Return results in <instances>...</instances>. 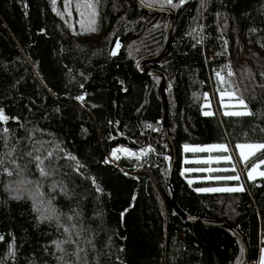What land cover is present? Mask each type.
I'll use <instances>...</instances> for the list:
<instances>
[{
    "label": "trees",
    "instance_id": "16d2710c",
    "mask_svg": "<svg viewBox=\"0 0 264 264\" xmlns=\"http://www.w3.org/2000/svg\"><path fill=\"white\" fill-rule=\"evenodd\" d=\"M142 1L175 15L166 54L142 69L167 76L177 206L237 230L256 258L264 177L201 191L239 179L192 171L189 183L179 170L185 145L264 143V0ZM87 2L94 17L77 7ZM92 19L96 30H86ZM168 22L137 0H0V264L239 262L227 228L192 224L172 205L161 78L136 67L162 49ZM223 91L251 115L212 112L208 96ZM149 144L141 158L120 159L125 172L106 161L119 146Z\"/></svg>",
    "mask_w": 264,
    "mask_h": 264
},
{
    "label": "rangeland",
    "instance_id": "374dc122",
    "mask_svg": "<svg viewBox=\"0 0 264 264\" xmlns=\"http://www.w3.org/2000/svg\"><path fill=\"white\" fill-rule=\"evenodd\" d=\"M207 103L210 106V110L213 111H219L220 113H226V112H233V111H248L247 109H244L239 104V99L229 91H223L219 94H210L207 99ZM239 144H259V143H239ZM213 145H226V144H208V145H185L182 148L181 153V164H180V175L183 176L184 179H186L187 182L192 183L193 179L191 176L189 177V172H192L196 164H202L203 167L206 169L203 170L204 178L199 177V180H221V179H227V177H238L239 183L238 185H235L234 188L240 189L242 188L244 184V179H254L257 177H264L261 176L260 173L264 172V164H260V167L252 173V178H249V171L253 165V163H258L259 160L264 157V153H257L255 156L250 157L248 160L250 162L249 165H246V163L242 160L240 156V150L236 148V144L234 150H232V147L229 145H226L228 148L227 152H219V151H201V152H193V151H185V147L188 148H211ZM139 153L136 152L133 156H130L131 158H141L144 153L147 152L145 150H138ZM152 151V150H149ZM190 153V155H189ZM194 153H202L199 155V159L194 161V157L197 155H194ZM139 156V157H136ZM224 157H230V161L225 160ZM167 158V162H168ZM237 162L240 163V168L245 169L243 170V173L240 172V169L236 165ZM187 163H190L188 166ZM243 166V167H242ZM235 168V171L232 169ZM208 169H213V171H208ZM233 179V180H238ZM232 180V179H230ZM214 187H211L209 189H212ZM222 189V188H221ZM258 260L259 264H264V244L261 246L258 254Z\"/></svg>",
    "mask_w": 264,
    "mask_h": 264
},
{
    "label": "water",
    "instance_id": "95a60500",
    "mask_svg": "<svg viewBox=\"0 0 264 264\" xmlns=\"http://www.w3.org/2000/svg\"><path fill=\"white\" fill-rule=\"evenodd\" d=\"M137 1H138V4L140 6H142L144 9H146L148 11L157 12V13H165L169 16V22H168V26H167V30H166V34H165L164 45H163L162 49L154 55H151V56H148V57H145V58H142L141 60H139L136 67L140 72L150 74V75H154V76H159L161 78L160 83H159V92H160V97H161L162 102H163L164 132H165V136L167 138V142L169 144V148L171 151V162H170V167H169V171H168V178H169L170 184L173 187L172 188V194H171L172 195L171 201H172L173 208L178 215H180L183 219L187 220L188 222H190L192 224H198V225H202V226H222V227L227 228L232 234H234L238 238V240L241 242V245L243 248L241 259L239 260V262L237 264H245V262L248 260V247L246 245L244 238L242 237V235L237 230L226 225L225 223L215 222V221H206V220H200V219L192 218V217L184 214L177 206L176 197H177V191H178L179 185H178L177 180L174 178V171H175V165H176V150H175L171 135L168 131V127L166 124L167 123V121H166V119H167L166 118L167 100L165 97V83L167 80V76L161 70H158L156 68L142 69V66L145 63L155 62V61L159 60L160 58H162L166 54L168 46H169V41H170V36L172 33L175 15H174V11L169 7L149 6V5L144 4L142 0H137ZM173 1L174 0H172V2ZM186 1H188V0H183V2H186Z\"/></svg>",
    "mask_w": 264,
    "mask_h": 264
},
{
    "label": "snow or ice",
    "instance_id": "6c2138e0",
    "mask_svg": "<svg viewBox=\"0 0 264 264\" xmlns=\"http://www.w3.org/2000/svg\"><path fill=\"white\" fill-rule=\"evenodd\" d=\"M169 4H172V0H168ZM181 3H183V0H181ZM78 9L80 7H84V8H88V9H92V13L91 15L94 17L96 15L95 12V3L93 2H87L83 5H77ZM81 15L83 16L84 13L81 12ZM95 20L92 19L89 21V26L86 30H90V31H95ZM82 27H84L83 23L81 24ZM119 47V44L117 43V48ZM112 55H116V52L113 51ZM232 73H229V75H231ZM219 75V74H218ZM80 99H83L82 97ZM239 104L246 109L247 105L244 104L243 100H239ZM205 115H211V113L206 112ZM225 115H229V116H244V115H251L250 112L248 111H233V112H226ZM8 118L3 114L2 110H0V121L2 122H7ZM3 131H7V129H3ZM236 148L240 150V156L242 158V160L247 164L248 160L250 159V157L255 156L257 153H264V143H259V144H238L236 145ZM185 151H193V152H197V151H219V152H227L228 148L226 145H213L211 148H188L187 146L185 147ZM29 155H31V153H29ZM113 155L115 156V153H113ZM37 161H39V164H42L43 161L40 160L39 157H36ZM74 159V158H72ZM225 160L230 161V157H224ZM3 164V161L0 160V165ZM260 164H264V157H262L258 163H253L250 171H249V178H252V173L255 172L259 167ZM233 171H235V168L232 169ZM41 175H47V172L41 168ZM208 171H213V169H208ZM9 175H11L12 173L9 172ZM261 176H264V172L260 173ZM227 179H238V177H227ZM242 189H237V188H233V189H202L201 191H239Z\"/></svg>",
    "mask_w": 264,
    "mask_h": 264
},
{
    "label": "built area",
    "instance_id": "2783aa9c",
    "mask_svg": "<svg viewBox=\"0 0 264 264\" xmlns=\"http://www.w3.org/2000/svg\"><path fill=\"white\" fill-rule=\"evenodd\" d=\"M219 71H220L219 68H214V73H218ZM146 149L152 150V146L149 144V145H147ZM146 149H145V151H146ZM136 152L139 153L140 151L133 150L132 148L127 147V146H119V147L115 148L113 150V152L106 155V161L109 164L119 168V170H121L122 172H125V168L121 165L120 159L124 156H127V155H134ZM113 153H115V156L113 155ZM236 165L240 169V172L243 173L244 168L243 169L240 168L241 165L239 164V162H237ZM245 264H259L258 257L248 259L245 262Z\"/></svg>",
    "mask_w": 264,
    "mask_h": 264
},
{
    "label": "crops",
    "instance_id": "0c3cea01",
    "mask_svg": "<svg viewBox=\"0 0 264 264\" xmlns=\"http://www.w3.org/2000/svg\"><path fill=\"white\" fill-rule=\"evenodd\" d=\"M198 152H201V151H198ZM201 154L202 153H194V155H197V156L194 157V161L198 160L199 159L198 156L201 155ZM136 157H139V156H136ZM195 166H197V165H195ZM204 169H206V168L203 167V166L198 165L197 167H194V169L192 171H194V172H201V176H198V177H203L204 178V173H203V170ZM233 188H234V186L231 185V186H225L222 189H233Z\"/></svg>",
    "mask_w": 264,
    "mask_h": 264
}]
</instances>
